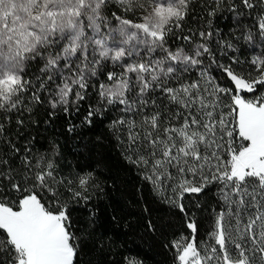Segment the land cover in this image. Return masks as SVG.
I'll return each instance as SVG.
<instances>
[{
    "label": "snow or ice",
    "instance_id": "obj_1",
    "mask_svg": "<svg viewBox=\"0 0 264 264\" xmlns=\"http://www.w3.org/2000/svg\"><path fill=\"white\" fill-rule=\"evenodd\" d=\"M109 2L0 0V109H17L22 95L29 91L41 103L39 90L49 92L47 103L53 110L63 106L68 112L69 105L85 99L90 82L101 75L110 83L98 84L100 100L107 106L120 105L126 113L147 106L153 92L164 94L187 110L183 123L164 128L163 136L153 135L159 130V113L146 116L144 123L150 130L143 139L152 149V159L140 156L132 162L151 164L154 171L146 178L155 177L154 183L166 168L175 167L180 179L172 191L179 190L178 199L218 184L225 205L209 234L213 244L201 249L196 224H187L191 238L172 244L177 264H264V95L252 99L242 95L264 85V54L250 61L259 76L245 78L215 59L211 43L217 34L211 30L200 31L199 43L183 37L194 44L191 49L167 46L172 26H181L191 0H117L125 13L139 11V22L115 12L109 15ZM241 3L253 8L252 0ZM258 29L264 39V16ZM240 38L254 41L251 32ZM215 43L222 55L238 50L235 42L223 36ZM205 57L210 60L207 65ZM231 59L239 63L237 58ZM213 64L226 73L234 89L213 82L209 75ZM34 68L38 71L32 72ZM193 72L207 81L206 87L201 89L199 81L181 83L178 88L168 86L171 80ZM227 96L230 102L225 101ZM94 114L89 111L86 119L91 122ZM113 124L127 125L129 140L136 142L131 132L134 120L118 119ZM24 163L30 172L27 157ZM36 167L40 170L35 183L27 177L21 183L0 172V178L8 180L0 188V251L11 256L8 264H75L78 238L71 217L47 182L53 176V163L41 168L37 162ZM188 174L198 180L186 179ZM167 176L172 178L170 172ZM86 184L87 179L81 178L82 191H73L75 198L86 199ZM49 193L50 199L45 200ZM179 207L183 212V205ZM127 264L135 262L128 260Z\"/></svg>",
    "mask_w": 264,
    "mask_h": 264
},
{
    "label": "trees",
    "instance_id": "obj_2",
    "mask_svg": "<svg viewBox=\"0 0 264 264\" xmlns=\"http://www.w3.org/2000/svg\"><path fill=\"white\" fill-rule=\"evenodd\" d=\"M262 14L259 9L253 15V9L248 11L241 0H198L190 5L182 27L171 34L167 46L172 50L177 46L191 49L194 44L183 37L189 36L199 43L200 31L211 30L217 34L211 43L215 59L245 78H256L259 73L250 61L254 56L264 54V39L260 38L258 29ZM248 32L254 37L252 43L240 38L242 33ZM220 36L235 42L238 50H228L222 55L215 43ZM233 57L239 63H233ZM204 59L207 65L210 60ZM209 75L216 85L234 89L226 73L217 65L209 68ZM105 80L106 76L101 75L92 81L85 99L69 105L68 112L63 106L53 110L47 103L49 92L39 90L41 103H36L29 91L22 95V103L17 109H0V172L21 183L26 177L35 183V174L40 170L36 163L39 162L41 168L49 161L53 163V176L47 178V182L59 194V203L66 205L71 217L72 231L78 238L75 264H127L128 260L135 264H177V251L172 244L191 238L189 222L197 226L196 241L201 249L214 243L209 234L214 230L217 213L225 210L218 191L220 186L210 184L200 193H184L183 198L178 199L179 190L172 191V186L180 179L175 167L166 168L156 183L153 182L155 177L147 179L154 171L151 164L132 162L140 156L152 159V149L143 139L150 130V125L144 123L145 117L159 113V130L153 135L163 136L164 128L183 123L187 110L164 94L153 92L147 106L126 113L120 110V105L107 106L100 100L98 84ZM178 81L174 86L169 82L168 86L178 88L181 83L193 81H199L201 89L207 86V81L198 72L186 73ZM255 88L256 91L245 96L264 95V85ZM224 99L230 102V96ZM89 111L95 113L90 117L91 122L86 119ZM118 119L135 121L136 126L131 129L137 137L135 143L129 140L127 125L113 124ZM25 157L31 162L30 172L25 168ZM169 172L171 179L167 176ZM81 178L87 179V190L83 191L86 199L73 196V191H82ZM185 178L198 180L191 174ZM7 184V179L0 178V188ZM157 184H160L159 189ZM50 197V193L44 196L45 200ZM180 204L184 207L183 212ZM231 222L235 223L234 220ZM229 247L234 251L232 245ZM10 260L8 253L0 251V264H8Z\"/></svg>",
    "mask_w": 264,
    "mask_h": 264
},
{
    "label": "rangeland",
    "instance_id": "obj_3",
    "mask_svg": "<svg viewBox=\"0 0 264 264\" xmlns=\"http://www.w3.org/2000/svg\"><path fill=\"white\" fill-rule=\"evenodd\" d=\"M198 0H191V3L189 4V7H188V9L190 8V5H192L193 3H195V2H197ZM212 1H215V2H218V1H222V0H211V2ZM162 2H163V0H162ZM252 3H253V8H251V9H253V15L255 14V12H258L259 11V9H262V12H263V14L262 15H264V0H252ZM231 4V3H230ZM233 4H237V3H233ZM233 4H231V5H233ZM251 9H248L247 8V10L249 11H251ZM108 10H109V15H111V13L112 12H115L117 15H120V16H122V17H125V18H131V19H133V20H135V21H137V22H139V17H140V12L139 11H137L136 13H135V15L133 14V13H131V12H128V13H125V11L123 10V8L121 7V5L117 2V0H110V2H109V6H108ZM232 10H233V8L231 9V12H232ZM261 15V14H260ZM184 20V19H183ZM182 20V21H183ZM182 21H180V27H182ZM177 28L173 25L172 26V31H171V33H169V35L167 36V38H166V40L167 41H169L170 40V37L172 36L171 34L176 30ZM199 42H200V39L198 40ZM177 47H179V46H177ZM109 64L111 65V63L109 62ZM111 67H112V65H111ZM117 71H119V69H117ZM179 81L178 80H173V81H171L170 82V85H175L176 83H178ZM105 83H110V82H108L107 80H105ZM90 84H92V82L90 83ZM90 89V88H89ZM88 89V90H89ZM155 94L156 95H159V93L158 92H155ZM249 93L248 92H243L242 93V95L243 96H245V95H248ZM160 95H162V94H160ZM246 97V96H245ZM246 98H248V97H246ZM248 99H252V98H248ZM187 239H189V238H185V239H182V240H187ZM181 241V240H180ZM204 247H206V246H203V248ZM202 248V249H203Z\"/></svg>",
    "mask_w": 264,
    "mask_h": 264
}]
</instances>
